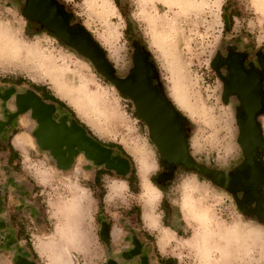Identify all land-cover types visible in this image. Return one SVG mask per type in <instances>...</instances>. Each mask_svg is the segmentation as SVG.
I'll use <instances>...</instances> for the list:
<instances>
[{
  "label": "rangeland",
  "instance_id": "obj_1",
  "mask_svg": "<svg viewBox=\"0 0 264 264\" xmlns=\"http://www.w3.org/2000/svg\"><path fill=\"white\" fill-rule=\"evenodd\" d=\"M55 1L69 16L71 28L82 26L98 42L117 77H127L134 66L135 47L144 51L154 80L185 115L189 149L197 160L223 171L237 163L234 111L221 99L214 59L235 44L264 51V0H104L113 12L106 21L89 0ZM25 2L0 0V25L37 57H20L15 66L0 60V87L39 88L53 94L100 141L117 147L129 172L120 176L82 158L68 171H60L34 150L26 130L12 140H0V264H11L23 252L46 264L34 252L39 245L59 243L57 228L82 238L86 250L69 249L71 264H98L103 255L97 241L98 213L114 224V243L125 231L140 238L150 233L159 249L157 233L142 220V187L131 156L140 149L154 163L149 181L159 190L153 216L165 234L159 249L164 259L202 264L205 254L209 264H264V227L238 209L232 193L184 171L175 175L166 191L156 186L154 148L132 100L87 58L27 18ZM51 71L61 77L56 81L64 98L51 85ZM174 89L185 103L182 107ZM20 123L27 127L30 121ZM113 183L124 186L119 194L110 193ZM74 197L80 201L78 214L68 219L63 206ZM162 201L168 202L172 226L161 223L163 217L166 220ZM152 242L149 239L150 250L155 247Z\"/></svg>",
  "mask_w": 264,
  "mask_h": 264
},
{
  "label": "flooded vegetation",
  "instance_id": "obj_2",
  "mask_svg": "<svg viewBox=\"0 0 264 264\" xmlns=\"http://www.w3.org/2000/svg\"><path fill=\"white\" fill-rule=\"evenodd\" d=\"M62 14L66 13L62 10ZM31 21L46 29L41 23ZM214 68L221 82V99L223 103L232 105L234 111L239 149L237 163L225 171L210 169L191 154L185 115L168 98L150 73V87L166 99L178 113L175 119L176 126L182 134L188 155L199 168L207 171L202 175L199 170L187 168L182 162L174 163L163 159L158 147L150 138L146 122L136 114L134 106L136 116L148 128L149 140L154 148L157 167L154 183L164 192L167 184L180 171L193 173L197 178H206L214 185H217L216 183L230 185L233 182L235 184L230 186V193L233 194L236 205L241 204L243 206L241 212L264 227V51L261 49L251 51L235 44L233 48L226 49L225 53L216 55ZM25 118L30 121L27 127L20 123V120H26ZM21 130H26L25 133L32 140L34 150L47 156L52 165L60 171H68L77 159L82 158L93 165L103 167L108 172H116L119 175H127L129 172V164L123 163L126 158L119 153L117 147L100 141L75 116H71L66 105L55 99L53 94L39 88L19 90L15 85L0 87V140H12L18 137ZM110 163L114 167L107 169ZM162 207L165 209L166 220L163 217L161 223L166 222L168 226H172L168 224L171 218L168 202L162 201ZM2 208L0 192V211ZM102 215L98 213L96 217V220H100L96 222L97 241L102 245L103 252L98 264H153V262L177 264L170 257L164 259L160 255L156 238L153 239L150 233L142 234L140 238L135 233L125 231L119 238V243H114V224L103 219ZM148 238L155 245L151 250L148 247ZM91 263H94L93 259ZM11 264L40 263L35 256L23 252L17 254Z\"/></svg>",
  "mask_w": 264,
  "mask_h": 264
},
{
  "label": "water",
  "instance_id": "obj_3",
  "mask_svg": "<svg viewBox=\"0 0 264 264\" xmlns=\"http://www.w3.org/2000/svg\"><path fill=\"white\" fill-rule=\"evenodd\" d=\"M23 14L30 20L41 23L65 45L87 58L101 76L108 80L120 93L132 100L136 114L146 122L150 131V138L158 147L163 159L174 163L182 162L185 167L199 170L202 175L207 173L203 168H199L187 153L182 134L176 126L175 119L178 113L174 111L166 99L150 87L149 74L153 75V71L143 50L135 47L134 66L130 69L127 77L119 78L115 75L113 66L98 42L82 26L71 28L68 21L69 16L62 14V9L56 1L26 0ZM79 128L82 131V128ZM124 162L127 163L128 161L125 159ZM113 167L110 163L106 168L112 169ZM216 184L230 192V186L235 183L231 182L230 185L228 183ZM237 205L239 210L243 212V206Z\"/></svg>",
  "mask_w": 264,
  "mask_h": 264
},
{
  "label": "bare ground",
  "instance_id": "obj_4",
  "mask_svg": "<svg viewBox=\"0 0 264 264\" xmlns=\"http://www.w3.org/2000/svg\"><path fill=\"white\" fill-rule=\"evenodd\" d=\"M89 1L92 3V6H95V9L98 11V15L101 19H104L106 21L107 17L109 15L113 14V12L109 8L106 7L104 0H89ZM29 55H33V56L37 57V54L33 50L29 49V47H27L26 44H24V42L19 40L7 28L0 25V60L3 63H6L10 66H15V65H17L16 62H18L20 57H26V56L29 57ZM19 64H20V62H19ZM52 74L53 75L50 76L51 77V81H50L51 85L54 88V90L59 94V96L61 98H64L63 90H62L61 86L58 84V82L56 81V79H58V78L60 79L61 77H59V75H57L56 73L52 72ZM67 88H66V90H67ZM176 91L174 89L173 94H174L175 98L177 99L179 106L182 107L185 103H184V101H182L183 99H182L181 95ZM187 104H186V106H187ZM131 156H132L134 163L136 165L137 176L139 177L141 187H142V193H143L142 199H141L142 200V220H143L144 225L149 230L157 233L158 246H159V249H161L162 244L165 243V239H164L165 234L162 230H160L159 223L156 220V218L153 216V206H154V202L157 198V193L159 190H157L156 187L153 184H151L149 181V176L151 175L152 170L154 168V163L152 161L151 156L148 153H146L145 150H143V149H140L138 151L131 153ZM123 187L124 186L119 185L118 183H113L110 186V193L112 192V193L119 194L121 192V190L123 189ZM79 202L80 201L77 199V197H74L71 201H69L68 203H65V206H63L64 207L63 209L65 211V214L68 216V218H70V219L76 218V216L78 214V209H79ZM78 230H80V229H78ZM62 231H63L62 229L57 228L56 234L62 235L63 234ZM71 234H72V232H71ZM196 238L193 239V240H195L193 242L194 245L195 244L197 245V242H196L197 239ZM54 245H55V243H54ZM55 246H59V245L57 244ZM206 247H208V246H206ZM41 249H42V247H41ZM206 252H208V251H206ZM40 254H41V252H40ZM53 254H54V252H53ZM204 256H205V258H203L201 260L202 264H209L207 255L204 254ZM45 257H46V255H45ZM60 260H61V257H60V255H58L55 259V264L59 263Z\"/></svg>",
  "mask_w": 264,
  "mask_h": 264
},
{
  "label": "crops",
  "instance_id": "obj_5",
  "mask_svg": "<svg viewBox=\"0 0 264 264\" xmlns=\"http://www.w3.org/2000/svg\"><path fill=\"white\" fill-rule=\"evenodd\" d=\"M55 232H56V230H55ZM63 232L64 233L62 235H59L60 241H59V243H57L59 246H51L50 244H45V246L39 245L36 247L35 253L44 257L46 260V264H55V259L58 255H60L61 260L59 261V263H56V264H60V263L61 264H71V261L69 260V256H68V250L69 249H74L78 253H81V252L84 253V251L86 250L83 246H80L83 244L81 242L82 238L78 235L77 232L72 231V234L70 231L69 232L63 231ZM41 247H42V249H41ZM40 252H41V254H40ZM53 252H54V254H53ZM45 255H46V257H45Z\"/></svg>",
  "mask_w": 264,
  "mask_h": 264
},
{
  "label": "trees",
  "instance_id": "obj_6",
  "mask_svg": "<svg viewBox=\"0 0 264 264\" xmlns=\"http://www.w3.org/2000/svg\"><path fill=\"white\" fill-rule=\"evenodd\" d=\"M54 97V96H53ZM55 98V97H54ZM55 99H57V98H55ZM58 100V99H57ZM61 102V101H60Z\"/></svg>",
  "mask_w": 264,
  "mask_h": 264
}]
</instances>
